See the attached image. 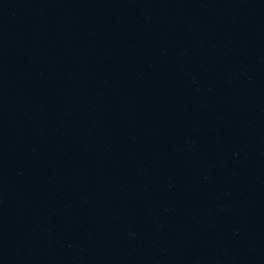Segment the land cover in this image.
Instances as JSON below:
<instances>
[{"label": "water", "instance_id": "95a60500", "mask_svg": "<svg viewBox=\"0 0 264 264\" xmlns=\"http://www.w3.org/2000/svg\"><path fill=\"white\" fill-rule=\"evenodd\" d=\"M0 264H264V0H0Z\"/></svg>", "mask_w": 264, "mask_h": 264}]
</instances>
